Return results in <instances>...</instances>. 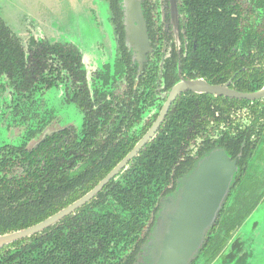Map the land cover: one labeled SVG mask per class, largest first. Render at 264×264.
I'll use <instances>...</instances> for the list:
<instances>
[{
	"label": "flooded vegetation",
	"instance_id": "af4514ba",
	"mask_svg": "<svg viewBox=\"0 0 264 264\" xmlns=\"http://www.w3.org/2000/svg\"><path fill=\"white\" fill-rule=\"evenodd\" d=\"M103 1L113 41L101 29L95 5L86 10L101 29L104 42L96 50L103 51L105 43L112 50L114 43L113 53L108 49L99 65L72 43L36 37L29 23L17 21L16 32L0 17V40L16 42L21 57L20 66L0 73V120L6 132L0 138V185L14 195L28 186L31 193L17 201L23 207L36 202L32 210L37 211L40 201L43 207L56 203L53 194L38 193L39 186L47 191L56 183L79 182V191L63 197L71 200L111 167L46 220L92 191L148 137L82 207L128 175L135 179L149 146L177 131L182 139L174 163L158 180L140 227L117 248H124L123 254L111 255L104 264H133L130 258L147 239L159 202L203 154L215 149L229 155L237 172L192 264H251L254 254L241 229L264 201V0H139L149 46L141 62L125 43L121 0ZM200 81L226 94L184 90L170 98L177 85ZM72 108L79 118L70 117ZM82 207L33 236L57 229ZM29 238L5 246L0 255L25 247Z\"/></svg>",
	"mask_w": 264,
	"mask_h": 264
},
{
	"label": "trees",
	"instance_id": "16d2710c",
	"mask_svg": "<svg viewBox=\"0 0 264 264\" xmlns=\"http://www.w3.org/2000/svg\"><path fill=\"white\" fill-rule=\"evenodd\" d=\"M17 65H21L18 44L13 40H6L3 44L0 40V73L4 69ZM175 132L168 137H160L149 146L148 155L137 168L135 179L132 180L128 175L105 192V196H102L100 200L82 207L73 217L62 220L57 229L33 236L29 238L30 244L25 247L0 255L3 259L0 264H11V262L15 264H104L111 255L112 257H116L117 254L122 255L121 250L124 248L118 250L117 248L125 245L126 239L138 230L145 209L158 190V180L162 174L170 171L174 163L182 139L179 132ZM110 168L101 170L82 192L74 194L73 197L69 196L72 197L71 200H64L63 197L69 190H78L79 182L56 183L50 185L47 191L39 186L38 193L53 194L56 203L43 207V201H40L38 203L41 210L37 211L32 210V205L36 202L23 207L17 201L20 196L31 193L28 191V186L14 195L7 190L6 186L0 185V235L22 230L41 222L54 214L60 208V204L64 207L75 201L99 181ZM175 187L171 192L175 190ZM138 253L135 258H130V263L136 264Z\"/></svg>",
	"mask_w": 264,
	"mask_h": 264
},
{
	"label": "water",
	"instance_id": "95a60500",
	"mask_svg": "<svg viewBox=\"0 0 264 264\" xmlns=\"http://www.w3.org/2000/svg\"><path fill=\"white\" fill-rule=\"evenodd\" d=\"M76 1L78 4L74 0L71 6L77 12L83 9L84 14L90 5L96 3V0ZM120 5L126 46L135 61H144L149 46L140 1L121 0ZM83 12L80 11V14ZM184 90L199 94H226L224 89L212 88L200 81L177 85L170 98ZM229 96L241 97L233 92ZM147 140L148 137L142 140L122 164L78 201L39 224L0 235V250L38 234L85 205ZM236 172L235 163L221 149L212 150L199 159L193 168L178 180L175 190L159 202L153 225L140 248L136 264H192L222 210Z\"/></svg>",
	"mask_w": 264,
	"mask_h": 264
},
{
	"label": "rangeland",
	"instance_id": "374dc122",
	"mask_svg": "<svg viewBox=\"0 0 264 264\" xmlns=\"http://www.w3.org/2000/svg\"><path fill=\"white\" fill-rule=\"evenodd\" d=\"M72 3L74 0H0V17L16 32L17 21L21 25L29 23L34 26L31 33L36 37L46 38L51 42L72 43L99 65L103 59L107 60V50L109 49V54L114 50V43L112 50L106 43L103 51L96 50V46L104 42L101 29L113 41L108 4L103 0H96L95 3L98 19L102 22L100 29L91 15H87L88 11H85V14L83 9L77 12L71 6ZM75 3L78 4V1L75 0ZM80 11L83 14H80ZM70 117L77 119L79 114L72 108ZM5 133V123L0 120V138L4 137ZM241 232L254 254L251 264H264V201L245 221Z\"/></svg>",
	"mask_w": 264,
	"mask_h": 264
}]
</instances>
